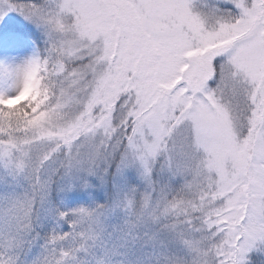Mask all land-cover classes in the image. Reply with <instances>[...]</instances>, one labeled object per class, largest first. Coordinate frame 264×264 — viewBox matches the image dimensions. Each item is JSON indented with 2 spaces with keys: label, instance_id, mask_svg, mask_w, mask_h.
I'll list each match as a JSON object with an SVG mask.
<instances>
[{
  "label": "snow or ice",
  "instance_id": "snow-or-ice-1",
  "mask_svg": "<svg viewBox=\"0 0 264 264\" xmlns=\"http://www.w3.org/2000/svg\"><path fill=\"white\" fill-rule=\"evenodd\" d=\"M0 264H264V0H0Z\"/></svg>",
  "mask_w": 264,
  "mask_h": 264
}]
</instances>
